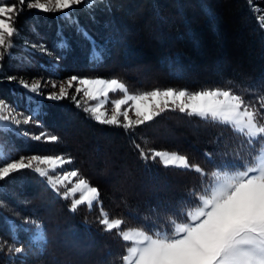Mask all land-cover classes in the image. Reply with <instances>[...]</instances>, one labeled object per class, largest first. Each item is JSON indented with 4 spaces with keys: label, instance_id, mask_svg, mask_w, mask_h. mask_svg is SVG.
<instances>
[{
    "label": "trees",
    "instance_id": "1",
    "mask_svg": "<svg viewBox=\"0 0 264 264\" xmlns=\"http://www.w3.org/2000/svg\"><path fill=\"white\" fill-rule=\"evenodd\" d=\"M73 15L79 31L67 26L60 13L25 9L17 18L19 34L11 55L0 63V98L40 126L0 130V146L4 159L71 156L74 163L67 167L98 187L100 201L73 212L70 199L58 196L45 178L28 170L0 181V264H122L129 242L115 230L105 232L98 223L101 207L109 218L124 220L122 229L159 228L169 224V215L180 222L178 210L190 206L185 202L191 190H199L203 177L165 167L159 159L145 163L133 141L145 151H177L209 174L218 165L236 164L237 151L251 153L252 164L261 147L259 140L250 147L230 126L178 112H165L125 131L99 124L67 98H43L35 111L24 90L7 77L117 78L130 92L224 87L259 106L264 97V28L258 21L264 18V0H98L94 10L79 6ZM83 31L87 39L79 34ZM61 40L67 47L59 46ZM33 44L46 47L47 54ZM92 48L101 50L103 58L94 60ZM17 127L59 139L36 141L18 134ZM36 224L46 235L43 246L34 239ZM9 246L24 252L10 253Z\"/></svg>",
    "mask_w": 264,
    "mask_h": 264
},
{
    "label": "snow or ice",
    "instance_id": "2",
    "mask_svg": "<svg viewBox=\"0 0 264 264\" xmlns=\"http://www.w3.org/2000/svg\"><path fill=\"white\" fill-rule=\"evenodd\" d=\"M97 4L98 0H17L16 3L0 0V63L11 55L13 38L19 34L16 20L25 9L60 13L67 26L79 31V20L73 11L79 6L91 11ZM258 23L264 28V18ZM79 34L88 38L86 31ZM59 46L67 47L66 41L61 40ZM32 48H38L42 54L48 51L42 45L33 44ZM91 51L94 60L103 58L101 50L92 48ZM7 79L17 82L31 94H40L42 88L47 86L39 79L32 83L22 78L17 81L15 76H8ZM47 83L52 89H59L58 92H49L47 99H70L77 107L83 106L84 112L99 124L122 127L125 131H134L171 111L230 126L247 138L250 147L258 138L264 139V97L257 106L232 88L209 87L190 91L166 87L131 93L120 79L77 75L59 84L56 81ZM110 94L122 96L111 100L109 114L104 110V102ZM90 101L99 102L90 104ZM29 124L40 126L39 121H34L30 116L21 119V114L0 98V130L8 129L10 125ZM15 131L44 143H56L59 139L57 135L44 131L35 135L27 130L21 132L20 127ZM133 145L145 163L159 159L165 167L192 170L203 179L199 190H191V199L185 202L190 206L178 210L180 222H176L174 215L167 217L171 226L165 224L159 228L141 226L122 230L124 220L109 218L101 207L98 223L105 232L115 230L123 242H130L121 257L122 264H264V155L256 159L253 165L249 162L251 153L245 156L237 151L236 164L218 165L219 170L209 174L177 151L155 148L145 151L135 141ZM3 157L4 148L0 146V181L28 170L45 178L47 185L58 196L65 200L71 198L70 209L73 212L83 205L91 209L100 201L98 187L93 186L78 169L64 170L65 166L74 163L71 156L32 154L10 159ZM35 232L34 239L43 246L46 242L43 226L36 224ZM9 250L15 254L24 252L23 247L13 250L9 246Z\"/></svg>",
    "mask_w": 264,
    "mask_h": 264
},
{
    "label": "rangeland",
    "instance_id": "3",
    "mask_svg": "<svg viewBox=\"0 0 264 264\" xmlns=\"http://www.w3.org/2000/svg\"><path fill=\"white\" fill-rule=\"evenodd\" d=\"M10 2L12 3H16L17 0H10ZM34 10V9H33ZM35 11H38V10H35ZM68 77H65V78H60V79H51V78H23L26 82L28 83H32L34 80L36 79H39L41 80L42 82H44L45 84H47V86L45 88H42L41 90V93L40 94H31L29 92H27L26 90H24L22 87H20L18 85V83H16L17 86H19L20 88H22L24 90V93H25V96L28 100H31V102L33 103V107H34V110L35 111H38V104L40 102V100H42L43 98H47L48 96V93L51 92V91H59L58 88L56 89H52L51 88V85L48 84L47 82L49 81H56L57 84L61 83V82H64L67 80ZM74 92V89L72 90ZM131 93H139V92H131ZM80 96L82 97V94H80ZM122 94H110L108 99L104 102V110H107L110 114L111 112V100H114V99H119L121 98ZM79 98V97H78ZM99 101H90L89 103L90 104H94V103H97ZM83 103V101H82ZM10 105V104H9ZM11 106V105H10ZM13 107V106H12ZM14 108V107H13ZM15 112L17 113H20L21 114V119L24 117V115H22L21 112L17 111L15 108H14ZM131 114V112H130ZM13 126L15 125H10L9 128H12ZM171 135H165L164 137L167 139V138H170ZM261 142V147H260V150H259V153L256 157V159H258L260 156L264 155V139H257ZM24 156H29V155H24ZM19 158V157H18ZM256 159L255 161L253 162V165L254 163L256 162ZM64 170H73V169H70L68 168L67 166H65V169ZM241 170H244V169H241ZM78 198V197H77ZM71 200V198H70ZM128 229V228H127ZM127 229H122V230H127ZM36 235V234H35ZM129 246H130V242H129Z\"/></svg>",
    "mask_w": 264,
    "mask_h": 264
}]
</instances>
